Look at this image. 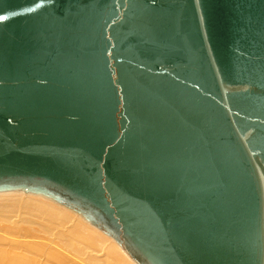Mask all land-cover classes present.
Returning <instances> with one entry per match:
<instances>
[{"label": "water", "instance_id": "1", "mask_svg": "<svg viewBox=\"0 0 264 264\" xmlns=\"http://www.w3.org/2000/svg\"><path fill=\"white\" fill-rule=\"evenodd\" d=\"M0 191L136 264H264V0H0Z\"/></svg>", "mask_w": 264, "mask_h": 264}, {"label": "bare ground", "instance_id": "2", "mask_svg": "<svg viewBox=\"0 0 264 264\" xmlns=\"http://www.w3.org/2000/svg\"><path fill=\"white\" fill-rule=\"evenodd\" d=\"M0 195V264H116L104 252L107 247L88 234L95 233L103 241L110 236L81 214L37 193L15 189ZM61 207L80 219L73 220Z\"/></svg>", "mask_w": 264, "mask_h": 264}, {"label": "rangeland", "instance_id": "3", "mask_svg": "<svg viewBox=\"0 0 264 264\" xmlns=\"http://www.w3.org/2000/svg\"><path fill=\"white\" fill-rule=\"evenodd\" d=\"M10 193H14V192H10ZM16 193V192H15ZM5 194V193H4ZM9 194V193H8ZM1 196V195H0ZM25 196H28V195H25ZM32 197H34V196H32ZM35 197H37V196H35ZM21 199H27V198H24V197H21ZM1 202L2 201H0V206H2L1 205ZM56 202V201H55ZM3 203V202H2ZM58 203V202H57ZM54 204V203H53ZM56 205V204H55ZM58 206V205H57ZM58 207H60V206H58ZM62 209H64L63 207H61ZM67 208V207H66ZM69 209V208H68ZM64 210H66V209H64ZM71 210V209H70ZM66 211H68V210H66ZM73 211V210H72ZM68 213H70V214H72L71 216H72V218H73V220H78V215H76V214H74L73 212H70V211H68ZM80 219V218H79ZM82 220V219H81ZM97 232H99L100 233V231H97ZM91 234H93V233H89L88 234V236H90L92 239H94V240H97V242L100 244V243H103V244H101V245H105L106 247H107V249H103L104 250V252H106L109 256H111L114 260H115V263L116 264H135V263H132L131 262V260L124 254V252H122V250L117 246V245H115L117 242L116 241H114V239H112V238H110V237H108V236H106L105 235V237H108L107 238V241L106 240H102L101 238H97V236L95 235V233L93 234V235H91ZM102 236H104L103 235V233H100ZM113 241H114V243H113ZM119 245V244H118ZM102 249V248H101ZM126 253V252H125ZM133 261V260H132Z\"/></svg>", "mask_w": 264, "mask_h": 264}, {"label": "snow or ice", "instance_id": "4", "mask_svg": "<svg viewBox=\"0 0 264 264\" xmlns=\"http://www.w3.org/2000/svg\"><path fill=\"white\" fill-rule=\"evenodd\" d=\"M4 19H6L5 17H3V16H0V20H4Z\"/></svg>", "mask_w": 264, "mask_h": 264}]
</instances>
